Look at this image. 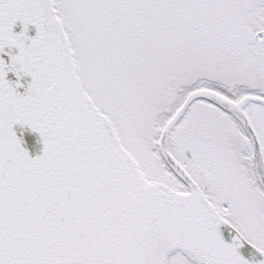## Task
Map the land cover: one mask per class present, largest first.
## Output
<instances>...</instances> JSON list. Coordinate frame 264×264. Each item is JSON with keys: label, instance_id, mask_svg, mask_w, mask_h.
<instances>
[{"label": "snow or ice", "instance_id": "1", "mask_svg": "<svg viewBox=\"0 0 264 264\" xmlns=\"http://www.w3.org/2000/svg\"><path fill=\"white\" fill-rule=\"evenodd\" d=\"M0 264H264V0H0Z\"/></svg>", "mask_w": 264, "mask_h": 264}, {"label": "water", "instance_id": "2", "mask_svg": "<svg viewBox=\"0 0 264 264\" xmlns=\"http://www.w3.org/2000/svg\"><path fill=\"white\" fill-rule=\"evenodd\" d=\"M20 30H21V26L19 25V23H17V25L14 27L13 31L18 33ZM28 35L30 37L35 36V27L34 26H31V25L29 26ZM7 78L10 79V80H15V77L12 76V74H9V76ZM23 82H25V83L30 82V77H24L23 78ZM18 90L21 91V92L23 91V89H18ZM37 140H38V136H36L35 134L28 135L27 147L29 148L30 154H32V155L38 154V152H39V150L41 148V145H39L38 143H34ZM256 259H260L258 254L256 256Z\"/></svg>", "mask_w": 264, "mask_h": 264}]
</instances>
